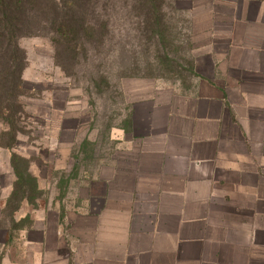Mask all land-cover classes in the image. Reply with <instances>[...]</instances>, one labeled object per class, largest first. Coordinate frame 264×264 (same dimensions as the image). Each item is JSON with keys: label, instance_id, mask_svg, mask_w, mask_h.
Returning <instances> with one entry per match:
<instances>
[{"label": "crops", "instance_id": "obj_1", "mask_svg": "<svg viewBox=\"0 0 264 264\" xmlns=\"http://www.w3.org/2000/svg\"><path fill=\"white\" fill-rule=\"evenodd\" d=\"M190 3L192 78L127 82L107 164L76 206L0 227V264H264V0ZM64 121L62 148L99 143Z\"/></svg>", "mask_w": 264, "mask_h": 264}, {"label": "rangeland", "instance_id": "obj_2", "mask_svg": "<svg viewBox=\"0 0 264 264\" xmlns=\"http://www.w3.org/2000/svg\"><path fill=\"white\" fill-rule=\"evenodd\" d=\"M70 1L35 5L31 25L18 15L25 28L15 33V64L0 26V227L16 233L46 209L77 205L78 190L108 162L111 130L126 125L127 82L192 78L190 13L181 10L190 0H74V9ZM64 24L73 32L61 37ZM66 115L99 143L62 148L58 140L70 143L74 134L62 128L76 126Z\"/></svg>", "mask_w": 264, "mask_h": 264}, {"label": "trees", "instance_id": "obj_3", "mask_svg": "<svg viewBox=\"0 0 264 264\" xmlns=\"http://www.w3.org/2000/svg\"><path fill=\"white\" fill-rule=\"evenodd\" d=\"M61 1V0H60ZM78 2V1H77ZM153 0H150L149 3L152 4ZM44 4V0H0V26L7 32L8 41L10 48H13V54L11 55V62L15 64L16 61V53H20L18 49V38L16 39L15 33L19 32L20 30L25 28V24L31 25L34 21V14H31V8L36 6H41ZM71 9L76 8V3L74 0L70 1L67 5ZM18 15H23L25 24L20 25V21ZM69 24H64L59 28L56 32L61 37H66L71 34L70 32L73 27H68ZM23 31V30H22ZM22 57V56H21ZM22 65L19 69L15 70L14 72L18 75V84L17 88L20 89L22 85L21 75L23 70L25 69V57L22 58Z\"/></svg>", "mask_w": 264, "mask_h": 264}]
</instances>
